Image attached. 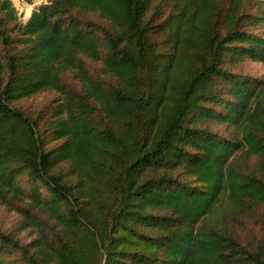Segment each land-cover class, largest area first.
Returning a JSON list of instances; mask_svg holds the SVG:
<instances>
[{"label":"trees","instance_id":"obj_1","mask_svg":"<svg viewBox=\"0 0 264 264\" xmlns=\"http://www.w3.org/2000/svg\"><path fill=\"white\" fill-rule=\"evenodd\" d=\"M40 1L0 0V264H264V0Z\"/></svg>","mask_w":264,"mask_h":264},{"label":"rangeland","instance_id":"obj_2","mask_svg":"<svg viewBox=\"0 0 264 264\" xmlns=\"http://www.w3.org/2000/svg\"><path fill=\"white\" fill-rule=\"evenodd\" d=\"M11 3L16 10L18 16L23 17L24 11L27 10L29 5L36 4V7H39L42 2L39 0H31L27 2L25 0H11ZM22 20V19H21ZM23 21V20H22ZM258 33L257 31H254ZM243 73H248L255 77H263L264 76V65L257 64V63H246L242 70ZM56 97V94L53 92H45L41 93L35 97H32L28 100H23L15 103V106L24 109L28 112L33 111L37 107H42L45 104L49 103ZM21 217L15 212L9 209L8 206L0 204V229L2 231H10L18 229L19 222ZM19 239L23 243H28L32 238L29 236L28 233L20 232L18 235Z\"/></svg>","mask_w":264,"mask_h":264},{"label":"clouds","instance_id":"obj_3","mask_svg":"<svg viewBox=\"0 0 264 264\" xmlns=\"http://www.w3.org/2000/svg\"><path fill=\"white\" fill-rule=\"evenodd\" d=\"M38 2H39V0H37V3H38ZM33 10H35L37 13L39 12V8L36 7V4L29 5V6L27 7V10L24 11V15H23V17H21V19H22L25 23L27 22L28 18H30L31 13H32Z\"/></svg>","mask_w":264,"mask_h":264}]
</instances>
